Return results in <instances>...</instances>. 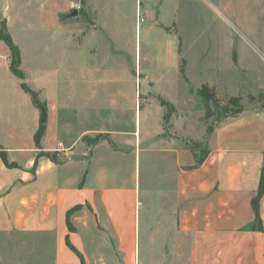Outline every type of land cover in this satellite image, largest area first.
<instances>
[{
  "label": "crops",
  "instance_id": "0c3cea01",
  "mask_svg": "<svg viewBox=\"0 0 264 264\" xmlns=\"http://www.w3.org/2000/svg\"><path fill=\"white\" fill-rule=\"evenodd\" d=\"M200 1L207 0H186L191 5ZM72 4L5 0L0 14L29 15L36 25L52 18L60 26L57 16ZM40 5L50 16L36 15ZM10 6L15 15L5 11ZM127 7L132 16L142 11L144 16L184 15L182 0H88L90 16H127ZM5 70L13 85L0 81V146L15 167L0 155V236L51 238L52 264H264V196L256 199L264 166V109H244L218 123L204 160L196 166L201 152L181 135L166 136L167 113L152 114L151 103L138 112V142L115 133L111 141L86 143L82 138L87 132L102 131L86 125L79 127L81 135H74L75 126L59 117L60 110L63 115L79 110L78 116L85 118L100 115L99 108L88 113L87 104L72 107L76 86L83 89L93 80L84 70L80 79L66 70L73 87L64 91L63 109L50 93L40 94L49 113L38 149L40 109L8 64ZM50 77H36L34 84L48 92L55 84ZM203 84L217 85L210 79ZM14 96L16 101L9 102ZM95 97L96 91L90 100ZM118 138L125 142L121 147ZM142 217L148 232L143 263Z\"/></svg>",
  "mask_w": 264,
  "mask_h": 264
},
{
  "label": "rangeland",
  "instance_id": "374dc122",
  "mask_svg": "<svg viewBox=\"0 0 264 264\" xmlns=\"http://www.w3.org/2000/svg\"><path fill=\"white\" fill-rule=\"evenodd\" d=\"M200 2L191 5L182 0L183 16H144V11L132 16L129 7L127 16H90L88 0H73L70 9L57 16L56 23L60 26L54 25L52 18L36 25L29 15L0 14V31L5 26L18 46L26 83L38 92L47 113L49 108L40 97L42 92L50 93L55 105L63 109L67 96L64 91L73 87L68 84L70 76L80 79L79 73L84 70L88 80H93L92 85L87 84L83 89L76 86L70 104L75 109L87 104V111L99 108L96 114L100 116L81 117L79 110L59 113L62 120L75 126L76 136L82 134L78 130L82 125L90 130H102L87 132L82 138L86 143L100 138L111 141L115 133L134 136L138 142V112L151 103L152 114L167 113L166 136L181 135L204 155L216 125L238 112L237 107H227L229 99H238L241 111L264 109V101L249 99L264 93V0ZM21 9L22 6L14 8L16 12ZM75 10L78 16L70 17ZM170 10V7L166 10L167 14ZM5 11L10 14L11 6ZM50 14L40 5L36 15ZM11 60L9 49L0 39V81L9 88L13 81L5 68L7 64L10 68ZM46 75H53L50 79L55 83L48 92L34 84L36 77ZM208 79L217 85L203 84ZM204 85L216 91L219 104L218 111L213 108L210 114L214 115L206 121L203 102L197 94ZM95 91L97 97L93 99L97 100H90ZM9 92L13 94L11 89ZM14 101L15 96L9 100ZM178 109L184 110L183 113ZM187 130L193 133L187 134ZM120 138L116 144L121 147L125 142ZM141 222L139 261L143 263L148 232L143 217ZM51 242V238L29 235L0 236V264H52Z\"/></svg>",
  "mask_w": 264,
  "mask_h": 264
},
{
  "label": "trees",
  "instance_id": "16d2710c",
  "mask_svg": "<svg viewBox=\"0 0 264 264\" xmlns=\"http://www.w3.org/2000/svg\"><path fill=\"white\" fill-rule=\"evenodd\" d=\"M3 28L4 29H2L0 31V39L2 41H4V43L6 44L7 48L10 51L11 58H12L10 69H11L12 73L14 74V76H16L18 79H20L22 81L21 87L24 90V92H26L31 97L33 104L37 108L42 109L44 107L42 106V104L40 102L38 92L32 90L26 83V76H25V73L22 71V59H21L20 50H19L18 46L15 44L11 35L7 31H5V26H3ZM197 94L202 99L203 108H204L205 113H206L204 120L206 121L214 115V114H210V113H212L213 108H214V111H218V109H219V104H218V100H217V93L214 89H210L208 86L204 85L197 90ZM249 99L250 100H257L259 102H263L264 101V93L261 92L257 96V98L254 96H249ZM226 105L228 108H232V107L238 108V112L231 117H236L237 115H239L243 111V110L241 111L242 108L240 106V102L238 99L231 98L228 100V103ZM45 135H46V124L41 123L38 131L35 134V145L38 149H42V147H41L42 141H43ZM98 140L99 139L95 140L94 142H96ZM0 155L8 167H15L14 164H10L7 161L6 153L1 146H0ZM46 156L49 157L50 159H52L53 161L56 160L55 154L48 153V154H46ZM204 158H205L204 155H201L196 166L201 165ZM262 196H264V166L262 169L260 187H259V191H258V195H257L256 199H258Z\"/></svg>",
  "mask_w": 264,
  "mask_h": 264
},
{
  "label": "water",
  "instance_id": "95a60500",
  "mask_svg": "<svg viewBox=\"0 0 264 264\" xmlns=\"http://www.w3.org/2000/svg\"><path fill=\"white\" fill-rule=\"evenodd\" d=\"M77 16H78V12L76 10L72 14H70V17H77ZM41 112H42L41 123L46 124L48 114L44 108L41 109Z\"/></svg>",
  "mask_w": 264,
  "mask_h": 264
}]
</instances>
